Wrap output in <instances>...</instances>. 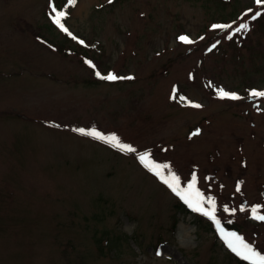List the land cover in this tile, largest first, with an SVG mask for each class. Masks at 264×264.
I'll return each instance as SVG.
<instances>
[{"label":"rangeland","instance_id":"1","mask_svg":"<svg viewBox=\"0 0 264 264\" xmlns=\"http://www.w3.org/2000/svg\"><path fill=\"white\" fill-rule=\"evenodd\" d=\"M254 91L264 92L255 0H0V264H237L221 228L264 255ZM145 152L182 189L196 176L200 211L141 163Z\"/></svg>","mask_w":264,"mask_h":264},{"label":"snow or ice","instance_id":"2","mask_svg":"<svg viewBox=\"0 0 264 264\" xmlns=\"http://www.w3.org/2000/svg\"><path fill=\"white\" fill-rule=\"evenodd\" d=\"M76 0H69V4H75ZM109 3L112 2V0H108ZM257 5H264V0H255ZM251 11V10H250ZM53 12L55 15L52 17L54 23L57 24L58 27H60L63 31L67 32L68 29L64 27V24L61 23V20L65 17L66 13L64 11H57L55 7H53ZM261 13L259 11L255 12V14L252 16V19L255 20L257 17H259ZM214 28H226L231 27V25H213ZM248 24L241 23L238 28L235 29V32L239 33L242 30H248ZM71 35V33H69ZM75 39V37H73ZM179 39L183 41L184 43H192V41L187 36H180ZM229 39H231V36H229ZM80 43H83V41H80ZM89 64L91 62H88ZM94 67V66H93ZM99 76L100 74L97 73ZM105 80H118V79H125L124 77H118L115 74L109 73L107 76L101 77ZM126 79H132V77H126ZM221 97H228L233 100L240 99L239 96H237L234 93H229L224 91L223 89L220 90ZM251 95L253 96H260L264 97V92H252ZM173 98H175V89L173 90ZM181 100H183V97H180ZM194 107H200V105H193ZM81 134L93 136L94 138L101 139L106 143L111 144L113 147L118 148L121 151L125 152H135L136 149L132 147L130 144L121 142L120 138L116 134L111 135H104L100 132H98L95 129H92L90 131H85V129H77ZM198 130L193 133V135H197ZM139 159L142 164L146 168H148L150 171H153L155 175H157L176 195L180 196L181 199H184L186 203L189 204V206H193V203H195L196 207L195 210L200 211L202 209V206L204 204V197L202 193L199 192L198 189L195 188L196 185V176L193 175L191 182L188 183L186 189H182L180 187V178L175 174L170 172L169 176L165 177L163 175L162 170L165 168H170L169 165H161L157 164L150 159V154L148 152H145L139 156ZM239 191V188L237 189ZM208 202L212 205V208L210 211H205L204 214L210 216V218L215 219V202L212 198H208ZM226 212L228 211V208L225 207L224 209ZM243 210V209H241ZM252 213L256 219L264 220V216L262 215H256L257 208H252ZM217 227H220V222L216 221ZM221 235L225 238V241L228 245V247L235 252L237 255H241L245 260L250 261L251 264H264V255H261L259 252H257L250 244L245 243L243 238L238 236L235 233H225L224 230L221 228ZM159 255V253H157Z\"/></svg>","mask_w":264,"mask_h":264},{"label":"trees","instance_id":"3","mask_svg":"<svg viewBox=\"0 0 264 264\" xmlns=\"http://www.w3.org/2000/svg\"><path fill=\"white\" fill-rule=\"evenodd\" d=\"M62 4H63V2H62ZM54 7L56 8V10H58L59 9V4L58 3H54ZM181 207V206H180ZM181 209H183L185 212H187V208H185V206H183L182 205V207H181ZM186 209V210H185ZM189 212V211H188ZM238 262H237V264H251L250 262H248V261H242V260H237Z\"/></svg>","mask_w":264,"mask_h":264}]
</instances>
